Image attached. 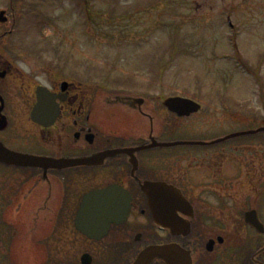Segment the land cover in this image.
<instances>
[{
    "label": "flooded vegetation",
    "instance_id": "flooded-vegetation-1",
    "mask_svg": "<svg viewBox=\"0 0 264 264\" xmlns=\"http://www.w3.org/2000/svg\"><path fill=\"white\" fill-rule=\"evenodd\" d=\"M3 11L0 264H133L150 247L188 253L191 264H264V132L216 142L264 126V116L234 114L223 127L215 99L197 97L203 89L192 98L166 84L92 98L88 70L65 73L25 51ZM175 96L200 108L179 115L166 105ZM143 187L162 205H149ZM171 188L186 203L174 204ZM96 190L127 213L94 210L85 198ZM171 211L175 221L160 226Z\"/></svg>",
    "mask_w": 264,
    "mask_h": 264
},
{
    "label": "rangeland",
    "instance_id": "rangeland-1",
    "mask_svg": "<svg viewBox=\"0 0 264 264\" xmlns=\"http://www.w3.org/2000/svg\"><path fill=\"white\" fill-rule=\"evenodd\" d=\"M4 1L12 38L65 73L88 70L92 98L166 84L192 98L203 89L197 97L215 99L223 127L234 114L264 116V0H10L12 10Z\"/></svg>",
    "mask_w": 264,
    "mask_h": 264
},
{
    "label": "water",
    "instance_id": "water-1",
    "mask_svg": "<svg viewBox=\"0 0 264 264\" xmlns=\"http://www.w3.org/2000/svg\"><path fill=\"white\" fill-rule=\"evenodd\" d=\"M2 15H3V12L0 13L1 21H2ZM167 106L169 108H177V109L182 110L181 112H179V114H183V113L187 114L190 111H193L197 107L196 104L192 103L191 101L187 99H182V98H170L167 101ZM248 133H251V132H248ZM229 137H234V136H227L225 139ZM77 163L78 164L90 163V160L76 161V164ZM144 188H145V191L148 197L149 204L154 202L155 205L161 206L162 205L161 202L155 201L153 198H152L153 201L151 200V195H150V190H149L150 187H144ZM167 192L168 194L173 196L174 204L177 201L181 204L184 203L183 199H181L179 195L173 190L167 189ZM100 194H102V192L101 193L96 192V193L90 194L89 198L93 197V195L94 197H96ZM125 207L126 205L123 206V208L121 209L122 213H126L127 207L126 208ZM159 214H160V217L157 219V221L164 226H169L167 222L170 220L175 221L176 219V215L173 211H171V214L167 216H165L163 213H159ZM154 257L162 258L166 262V264H190V257L188 253H182V255H179L178 252L174 248H171V247L147 248L138 255V257L136 258L133 264H148L150 260L153 259Z\"/></svg>",
    "mask_w": 264,
    "mask_h": 264
}]
</instances>
